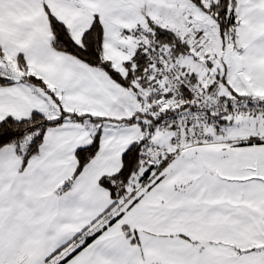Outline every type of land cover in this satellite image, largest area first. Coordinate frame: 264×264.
Instances as JSON below:
<instances>
[{"label": "snow or ice", "instance_id": "1", "mask_svg": "<svg viewBox=\"0 0 264 264\" xmlns=\"http://www.w3.org/2000/svg\"><path fill=\"white\" fill-rule=\"evenodd\" d=\"M0 264H264V0H0Z\"/></svg>", "mask_w": 264, "mask_h": 264}]
</instances>
